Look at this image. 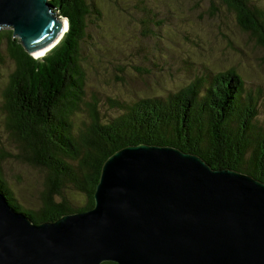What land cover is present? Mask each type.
Returning <instances> with one entry per match:
<instances>
[{"label":"trees","instance_id":"trees-1","mask_svg":"<svg viewBox=\"0 0 264 264\" xmlns=\"http://www.w3.org/2000/svg\"><path fill=\"white\" fill-rule=\"evenodd\" d=\"M50 3L69 30L46 56L30 55L12 29H0V64L8 60L15 66L5 95L7 127L19 145V159L50 173L36 211L19 203L0 165V191L14 209L42 223L93 208L104 163L119 150L142 144L178 148L200 156L214 170H234L264 183V86L250 84L235 69L212 73L204 67L203 75L177 92L132 102L105 97L114 113L101 121L97 99L86 101L81 60L87 18H100L101 12L87 0ZM222 3L236 15L240 30L264 50L263 6L256 0ZM143 13L144 25L163 23L160 12L145 8ZM159 58V64H167L164 54ZM83 106L93 123L76 137L72 117ZM65 189L84 197L86 205L73 207Z\"/></svg>","mask_w":264,"mask_h":264},{"label":"water","instance_id":"water-1","mask_svg":"<svg viewBox=\"0 0 264 264\" xmlns=\"http://www.w3.org/2000/svg\"><path fill=\"white\" fill-rule=\"evenodd\" d=\"M66 21L50 0H0V29L34 57L59 44ZM94 200L37 223L0 191V264H264V183L198 155L123 148L104 163Z\"/></svg>","mask_w":264,"mask_h":264},{"label":"rangeland","instance_id":"rangeland-1","mask_svg":"<svg viewBox=\"0 0 264 264\" xmlns=\"http://www.w3.org/2000/svg\"><path fill=\"white\" fill-rule=\"evenodd\" d=\"M87 1L96 4L101 17L87 18L81 60L87 73L86 101L97 99L101 121L114 113L105 97L132 102L177 92L203 75L204 67L212 73L235 69L250 84L264 86V50L240 30L236 15L222 0ZM256 1L264 8V1ZM145 8L163 15L159 27L143 24ZM160 54L167 57V64L158 63ZM14 70L8 60L0 64V150L5 151L0 165L4 181L19 203L37 211L50 173L19 159V145L7 127L5 95ZM87 111L83 106L72 117L74 136L92 126ZM65 193L73 207L86 205L85 198L73 189H65Z\"/></svg>","mask_w":264,"mask_h":264},{"label":"bare ground","instance_id":"bare-ground-1","mask_svg":"<svg viewBox=\"0 0 264 264\" xmlns=\"http://www.w3.org/2000/svg\"><path fill=\"white\" fill-rule=\"evenodd\" d=\"M68 21H66V28H65V32H64V34H63V37L65 36V33H66V31H67V29H68V24L69 23H67ZM61 40H62V38H61ZM59 45V44H58ZM57 45V46H58ZM57 46H55V47H57ZM54 47V48H55ZM54 48H52V49H50V50H46V51H44V52H42V53H39V54H36L35 56L37 57V58H39V57H43V56H45V55H47V54H49V52H51V51H53V49Z\"/></svg>","mask_w":264,"mask_h":264}]
</instances>
